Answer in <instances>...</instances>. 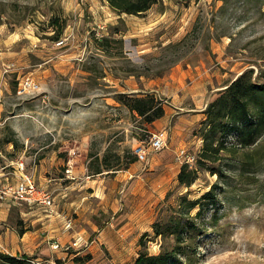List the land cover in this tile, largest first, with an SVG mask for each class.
I'll return each mask as SVG.
<instances>
[{
    "label": "rangeland",
    "instance_id": "obj_1",
    "mask_svg": "<svg viewBox=\"0 0 264 264\" xmlns=\"http://www.w3.org/2000/svg\"><path fill=\"white\" fill-rule=\"evenodd\" d=\"M51 15L66 21L58 42L48 38ZM13 31L34 36L35 45L21 42L29 49L26 67L0 69V161L22 160L27 171L38 170L43 159L48 167L64 163L47 169L54 177L66 174V164L84 167L89 180H102L97 189L107 195L104 217L111 225L104 240H96L99 256L62 251L63 257L132 264L141 251L157 255L174 242L154 236L152 226L176 217L180 197L194 200L214 187L215 205L197 222L193 264H264V135L257 144L208 163L218 174L198 168L194 160L190 167L197 179L185 188L176 180L181 164L175 153L184 149L197 157L202 142L194 133L201 120L175 140L171 131L180 115L167 114L162 124L148 125L117 101L121 93L155 89L152 93L167 107V83L185 65L187 88L196 84L193 74L202 73L197 82L204 110L242 72L263 77L264 0H159L142 16L117 15L105 0H0V40ZM102 38L110 40L105 50L97 45ZM27 76L39 84L38 92L18 93ZM159 131L166 132L165 147L148 150L150 137ZM139 146L144 162L126 167ZM105 151L116 170L90 175L86 166ZM80 175L74 176L76 182ZM31 259L65 262L55 256Z\"/></svg>",
    "mask_w": 264,
    "mask_h": 264
},
{
    "label": "trees",
    "instance_id": "obj_2",
    "mask_svg": "<svg viewBox=\"0 0 264 264\" xmlns=\"http://www.w3.org/2000/svg\"><path fill=\"white\" fill-rule=\"evenodd\" d=\"M105 1L117 15L134 16L144 15L159 2V0ZM65 27L64 19L51 15L47 21V28L52 29V35L48 38L58 42ZM97 42V45L103 50L110 44V40L105 38ZM117 101L148 125L164 116V107L153 93L147 92L140 96L119 94ZM202 114L204 118L199 122L194 133L199 136L202 142L200 151L195 158V164L198 168L205 167L211 175H214L219 171L214 167H208V163L215 164L223 153L238 152L251 147L257 144L264 135V76L252 79L251 70L242 72L218 91L217 96L207 104ZM6 142L16 145L14 139H8ZM94 159L95 161L87 165L90 175H98L114 169L108 151H105L101 158L95 157ZM244 159L249 164L248 160L251 159V156L246 153ZM136 160L135 155L130 157L125 166H129ZM118 161L120 158L116 156V162ZM196 179V170L187 164H182L176 176L178 185L188 188ZM214 192L213 187L194 200L180 197L176 217L170 218L167 223L152 226L154 236L171 237L174 242L173 246L160 251L157 255H149L147 252L141 251L132 264H193L192 260H195L197 252L195 236L200 231L197 222H200V219L204 218L205 212L215 205ZM192 211H195L193 216L191 215ZM85 259L87 257L83 260ZM74 260L79 261L80 259ZM30 261L31 257L25 255L16 257L0 252V264H32Z\"/></svg>",
    "mask_w": 264,
    "mask_h": 264
},
{
    "label": "crops",
    "instance_id": "obj_3",
    "mask_svg": "<svg viewBox=\"0 0 264 264\" xmlns=\"http://www.w3.org/2000/svg\"><path fill=\"white\" fill-rule=\"evenodd\" d=\"M33 39L34 36L25 33V31L19 33L13 31L8 36L2 38L0 40V69L5 65H7L6 67L9 70L11 67H13L12 70H20L26 67V52L29 49L22 45L21 42L29 40L30 44L35 45ZM176 71L179 73V76L172 78L167 83V98L170 100L166 103L167 107L163 106L164 116L152 123L155 126L160 125L168 115L170 117L174 114L180 115L171 131L172 139L174 138L175 140L178 139L177 136L182 135L186 130L188 132L194 122L203 119L202 112L204 110L201 108L204 96H201L202 91L198 89L201 87L199 82L202 80V73L193 74L192 81H196V84L187 88L183 82V80L187 79V75H189L187 65L178 67ZM198 80L200 81L197 82ZM36 92L38 91L33 93ZM152 92H156V90L151 89L148 93ZM199 142L200 140H198ZM47 162L43 159L39 164L38 170L33 166L29 171L26 170V172L34 177L40 188L51 195V211L45 205H30L25 202H17L11 197L1 200L0 252L16 257L22 255L28 257L33 255L37 257L40 255L46 257L55 256L65 261L62 264H73V262L87 264L89 261L88 256H86L87 259L85 260H83L85 258L83 257L82 260L81 258H76L80 260L75 261L74 258L71 259L72 256L68 258L63 257L66 254L62 253V248L70 241L74 234L87 235L86 237L97 234V237H92V243L87 248H83L82 252L74 251L76 255L79 253L86 255L97 254L99 248L96 245V240L100 239V242L104 240L103 235L108 231V226L111 225L106 222L107 219L104 217L108 210L107 203L105 202L107 195L104 190L101 194L97 189L102 180H89L84 173V167L81 170L67 164L65 171L69 170L70 174H62L57 177L47 176V169L54 166V164L55 166L64 164L55 161L50 163L51 167H48ZM0 163H2L0 164V188L14 186L20 175V172L13 165L14 162L6 163L0 161ZM78 174L82 176L80 182H76V178H74ZM89 189L92 190L91 193ZM95 198H100L102 201H96ZM99 204L100 207L94 209V206H99ZM98 211L99 215H97ZM102 215L103 219H100L99 217ZM68 219L72 221V228L68 232H63V227ZM53 243H57L60 246L59 250H51L50 245ZM98 256L99 254L96 255V257Z\"/></svg>",
    "mask_w": 264,
    "mask_h": 264
},
{
    "label": "built area",
    "instance_id": "obj_4",
    "mask_svg": "<svg viewBox=\"0 0 264 264\" xmlns=\"http://www.w3.org/2000/svg\"><path fill=\"white\" fill-rule=\"evenodd\" d=\"M39 90V86L36 82L30 77H23L18 84V93L20 94H29ZM166 132L159 131L157 133H153L149 139L148 150L156 152L165 147L166 143ZM134 155L137 157V161L144 162L145 160V151L142 147H136L134 149ZM2 157L0 152V158ZM175 159L179 162V164H187L191 165L195 156L192 154H188L184 149H178L175 153ZM14 167L17 171L20 172L18 181L12 187L8 188H0V201L5 198H12L17 202H25L27 204H42L47 207L51 211L52 201L51 195L49 192L40 188L32 177L31 174L27 173L25 170V165L22 160L13 163ZM65 173L70 174L69 170H66ZM72 178V177H71ZM87 179L89 176L86 177ZM72 228V221L68 219L63 227V232H68ZM92 243L90 238L82 235V234H74L70 241L63 246L62 251H76L79 252L83 248H87ZM51 250L57 251L60 246L57 243H53L50 245ZM32 264H41L39 260H31Z\"/></svg>",
    "mask_w": 264,
    "mask_h": 264
}]
</instances>
